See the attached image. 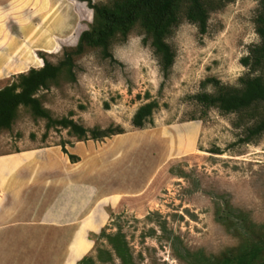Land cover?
Wrapping results in <instances>:
<instances>
[{"label":"rangeland","instance_id":"obj_1","mask_svg":"<svg viewBox=\"0 0 264 264\" xmlns=\"http://www.w3.org/2000/svg\"><path fill=\"white\" fill-rule=\"evenodd\" d=\"M257 7L258 0L228 3L211 14L202 35L183 21L168 40L176 57L167 78L136 28L113 44L112 59L88 49L75 59L76 81L61 79L36 94L54 118L72 114L86 128L119 126L121 134L78 140L51 128L44 137L46 121L24 107L10 129L0 130V154L51 146L63 152L62 145L79 143L101 154L124 147L127 181L119 182L136 197L110 212L90 234L87 260L75 264H213L241 244L238 230L252 228V241L264 233V134L240 143L236 114L204 109L192 98L214 91L212 83L201 85L208 77L240 85L247 72L240 58L259 42ZM91 20L83 0H0V88L45 60L57 63ZM151 100L158 103L151 122L135 127V111ZM68 245L64 240L63 249Z\"/></svg>","mask_w":264,"mask_h":264},{"label":"trees","instance_id":"obj_2","mask_svg":"<svg viewBox=\"0 0 264 264\" xmlns=\"http://www.w3.org/2000/svg\"><path fill=\"white\" fill-rule=\"evenodd\" d=\"M92 9V20L83 30L74 47L66 48L57 63L45 60L40 68H31L19 73L18 78L0 88V130H8L18 116L20 107L30 111L35 118L46 121L44 137L49 129H68L78 140H102L124 132L119 126L86 128L72 118V114L54 118L43 106L36 94L48 89L61 79L76 81L75 59L88 49H96L103 58H113L111 48L116 42H125L134 29L144 34L143 42L148 43L158 59L162 75L167 78L175 62L176 53L169 43L170 36L183 22L194 24L202 35L207 32L209 18L215 11L223 9L235 0H107L93 3L83 0ZM255 32L259 42L251 44L248 53L240 58L247 68L239 78V86L224 85L208 77L202 86L212 83L213 92L201 91L192 98L204 109L215 108L221 114H236L234 125L242 127L240 143H251L264 134V0H258L254 17ZM158 108L155 100L138 107L132 117V124L144 128L151 122L153 111ZM71 162L79 158L68 153ZM236 231L238 230L235 228ZM246 230V232H245ZM236 233L242 237L241 244L213 264H264V233L252 241L248 227ZM87 260L84 256L80 262Z\"/></svg>","mask_w":264,"mask_h":264},{"label":"crops","instance_id":"obj_3","mask_svg":"<svg viewBox=\"0 0 264 264\" xmlns=\"http://www.w3.org/2000/svg\"><path fill=\"white\" fill-rule=\"evenodd\" d=\"M83 146L67 147L77 162L52 146L0 154V264H75L110 212L136 197L119 182L127 181L124 147L101 154Z\"/></svg>","mask_w":264,"mask_h":264},{"label":"bare ground","instance_id":"obj_4","mask_svg":"<svg viewBox=\"0 0 264 264\" xmlns=\"http://www.w3.org/2000/svg\"><path fill=\"white\" fill-rule=\"evenodd\" d=\"M128 140V139H127ZM127 148V147H126Z\"/></svg>","mask_w":264,"mask_h":264}]
</instances>
